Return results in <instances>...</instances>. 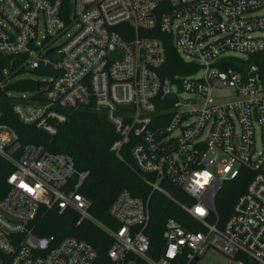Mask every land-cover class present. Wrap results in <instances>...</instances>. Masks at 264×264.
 <instances>
[{
  "label": "built area",
  "instance_id": "1",
  "mask_svg": "<svg viewBox=\"0 0 264 264\" xmlns=\"http://www.w3.org/2000/svg\"><path fill=\"white\" fill-rule=\"evenodd\" d=\"M164 35L194 69L188 75H163ZM261 53L264 0H0V56L13 58L0 88L15 60L26 70L18 78L39 84L7 93L19 121L54 137L71 113L104 114L118 136L111 151L128 155L151 189L147 198L122 190L109 209L120 227L107 226L80 193L89 172L69 155L23 144L0 111V158L14 170L0 190V264H103L83 240L35 233L41 210L54 207L111 238L107 264H198L210 250L264 264V83L249 63ZM225 87L234 99L214 101ZM242 170L250 183L223 220L217 198ZM155 193L200 229L169 219L153 248Z\"/></svg>",
  "mask_w": 264,
  "mask_h": 264
},
{
  "label": "trees",
  "instance_id": "2",
  "mask_svg": "<svg viewBox=\"0 0 264 264\" xmlns=\"http://www.w3.org/2000/svg\"><path fill=\"white\" fill-rule=\"evenodd\" d=\"M160 37V36H159ZM166 43L167 66L164 76L175 74L188 75L193 68L179 57L171 36H161ZM12 57L0 56V81L3 71L12 62ZM250 64L256 65L261 71L264 83V53L252 55ZM21 68V60L14 61L10 70V81L4 90L0 88V111L3 112L1 121L17 131L23 144L43 146L51 153L69 155L73 158L76 169L89 172L80 193L91 203L90 213L100 222L119 229L120 224L109 214V209L122 190H129L133 195L149 196L151 189L142 181L141 175L132 165L127 155L125 161L120 160L112 151V144L118 136L107 121L106 116L86 109L71 113L69 120L63 124L56 136L50 137L46 133L22 124L12 109V98L8 92H33L39 84L32 79L18 78L25 73ZM13 167L0 158V190L6 192L7 178L13 173ZM251 173L242 170L239 177L225 184L217 198V208L223 220L229 218L235 202L247 189ZM151 223L146 234L151 240L153 248L165 242V224L169 219H176L186 228L200 229L197 221L174 205L170 200L155 193L151 197ZM79 217L71 211L62 214L59 209L43 208L39 217L33 223L35 233L42 237L54 236L60 241L66 237H76L92 245L98 253L99 260L107 264L108 251L113 241L101 229L90 222H83L77 226Z\"/></svg>",
  "mask_w": 264,
  "mask_h": 264
},
{
  "label": "rangeland",
  "instance_id": "3",
  "mask_svg": "<svg viewBox=\"0 0 264 264\" xmlns=\"http://www.w3.org/2000/svg\"><path fill=\"white\" fill-rule=\"evenodd\" d=\"M234 56H241L243 57L244 55L241 54H234L231 53ZM185 97L188 95L185 94ZM212 99L217 102H227L231 101L234 99V92L230 88H222L219 90L214 91L212 95ZM198 264H233L232 260L229 259L227 256L224 254L215 251V250H210L201 260Z\"/></svg>",
  "mask_w": 264,
  "mask_h": 264
},
{
  "label": "water",
  "instance_id": "4",
  "mask_svg": "<svg viewBox=\"0 0 264 264\" xmlns=\"http://www.w3.org/2000/svg\"><path fill=\"white\" fill-rule=\"evenodd\" d=\"M113 54H114V51H113Z\"/></svg>",
  "mask_w": 264,
  "mask_h": 264
}]
</instances>
